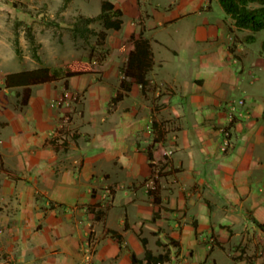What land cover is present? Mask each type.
<instances>
[{"label": "crops", "instance_id": "0c3cea01", "mask_svg": "<svg viewBox=\"0 0 264 264\" xmlns=\"http://www.w3.org/2000/svg\"><path fill=\"white\" fill-rule=\"evenodd\" d=\"M109 1L122 23L94 21L110 48L99 70L82 58L91 71L30 85L24 105V86L0 89V264H146L142 240L152 254H170L164 264H219V253L226 264H264V94L243 83L242 50L196 42L189 73L188 58L150 40L215 0ZM206 25L194 27L203 40ZM140 31L153 60L145 90L124 74L132 46L121 49ZM12 89L19 95L5 98ZM70 94L82 95L75 109L63 101ZM140 125L151 129L141 136ZM107 189L108 205L95 211Z\"/></svg>", "mask_w": 264, "mask_h": 264}, {"label": "rangeland", "instance_id": "374dc122", "mask_svg": "<svg viewBox=\"0 0 264 264\" xmlns=\"http://www.w3.org/2000/svg\"><path fill=\"white\" fill-rule=\"evenodd\" d=\"M62 3H65V7L59 11ZM100 6L101 0H0V81L3 79V75L9 71L42 65L62 68L72 61H81L82 58L95 60L96 63H93V66L99 70L100 62L106 57L110 48L104 47L106 41L99 34L101 29L98 23L93 22L91 24L95 31H92L85 38L80 36L74 38L71 28L73 21L79 14L96 15L100 12ZM211 8L210 11L204 10L202 13H191L188 16L180 17L167 24L163 30L158 26L150 34L151 42L154 44L155 42H168L170 48L176 49L182 58H188L189 65L186 68L189 73L196 72V64L192 61L193 56L200 54V50L195 48V46L197 47L196 42H235L237 48L242 50L236 55L242 58L243 72L241 76L245 87L255 93L264 94V53L261 52L264 29L253 31L248 28L238 29L234 27L231 30V17L222 9L220 3L217 0L213 1ZM203 20H207L209 23L206 25L207 40L198 38L196 31L194 32V27L202 23ZM28 27L33 33L34 43H31L27 37ZM215 28L218 30V36H216L217 30ZM16 37L20 46L19 54L15 52L14 39ZM236 42H244V44H236ZM34 45L36 46L37 57L33 54ZM159 48L162 55L171 60L169 63L176 61L174 53L166 51L161 46ZM241 53H244L246 57L240 55ZM185 59H182V62ZM256 59H260L259 66L261 67L251 62ZM65 61L70 62L65 63ZM239 65L238 62L237 67ZM107 73L109 72L107 71ZM253 77L256 84L250 85V80ZM111 79L114 80V78ZM106 86L108 87L107 84ZM1 94L0 92V98L3 96ZM235 94L237 96L232 99L229 109L231 108V112L236 115L239 111L237 106L243 103V98L238 97L243 94L242 92ZM18 95L19 92L12 89L4 97L10 98ZM82 100L80 94H70L63 97L66 105L73 109ZM18 102L20 103L19 99ZM150 129L145 128L144 130ZM139 130L140 135L144 136L143 126L140 125ZM152 165V175L149 178L160 175V170L157 168L158 164L153 163ZM110 192L109 189L106 190V196L104 195L101 199L104 205L95 207V211L108 205ZM118 193L123 194V189H119ZM262 236L264 237V230ZM90 241L93 240L88 239L87 252L89 253L95 248V243H90ZM262 247V257L264 258L263 239ZM218 255L219 264H226L223 255L220 253Z\"/></svg>", "mask_w": 264, "mask_h": 264}, {"label": "trees", "instance_id": "16d2710c", "mask_svg": "<svg viewBox=\"0 0 264 264\" xmlns=\"http://www.w3.org/2000/svg\"><path fill=\"white\" fill-rule=\"evenodd\" d=\"M67 1V0H66ZM222 9L232 18L234 26L238 29L248 28L253 31L264 29V0H218ZM65 7V3L59 7V11ZM101 9L97 15L85 16L79 14L75 21L72 23V36L74 38L88 37L93 31L88 25L94 21H100L104 28L119 29L122 23L120 18L121 11L116 9L112 2L109 0H101ZM25 9V8H24ZM27 37L31 43H34V36L31 29L27 28ZM100 36L105 37V31H100ZM252 38V36H249ZM15 52L20 53V46L17 37L14 39ZM132 46L128 53L124 74L134 77L138 82L142 90H145V86L148 84L147 73L152 67V52L150 49V43L147 38L143 36V33L134 32L127 40H125L121 46L122 50ZM36 46H33L34 56L37 57L35 52ZM261 52L264 53V38L261 44ZM91 71V67L86 62L72 61L60 68H49L41 66L33 69H25L17 72H10L5 74L3 82L0 83V89L2 87H14L24 86L21 93L20 104L27 103L30 96V85L52 81L59 78H66L78 75L84 72ZM66 82V80H65ZM128 87V86H127ZM121 96V93H117L113 99L116 100ZM150 159V155L148 156ZM156 179L154 178V184ZM156 186V185H155ZM153 190V189H152ZM149 190V191H152ZM144 247V259L146 264H164L165 261H170L171 256L169 253H159L157 255L145 247V240H142ZM132 258L135 257L132 255Z\"/></svg>", "mask_w": 264, "mask_h": 264}, {"label": "built area", "instance_id": "2783aa9c", "mask_svg": "<svg viewBox=\"0 0 264 264\" xmlns=\"http://www.w3.org/2000/svg\"><path fill=\"white\" fill-rule=\"evenodd\" d=\"M228 135H229V133L227 131H225L224 136H225L226 139H227ZM225 144L226 145L228 144L227 140H225ZM151 180H152V183H153L154 182V178H151Z\"/></svg>", "mask_w": 264, "mask_h": 264}]
</instances>
